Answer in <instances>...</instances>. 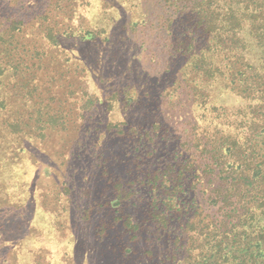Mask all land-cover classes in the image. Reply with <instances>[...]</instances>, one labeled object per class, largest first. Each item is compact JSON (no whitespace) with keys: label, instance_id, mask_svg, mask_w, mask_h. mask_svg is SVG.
Returning a JSON list of instances; mask_svg holds the SVG:
<instances>
[{"label":"rangeland","instance_id":"obj_1","mask_svg":"<svg viewBox=\"0 0 264 264\" xmlns=\"http://www.w3.org/2000/svg\"><path fill=\"white\" fill-rule=\"evenodd\" d=\"M175 12L169 0H0V264H134L100 240L102 213L89 217L83 197L99 157L116 174L134 158L117 124L151 129L155 111L185 139L196 122V77L181 81L167 29ZM214 83L202 93L248 106ZM39 106L58 119L35 124ZM154 145L152 166L170 150Z\"/></svg>","mask_w":264,"mask_h":264},{"label":"trees","instance_id":"obj_2","mask_svg":"<svg viewBox=\"0 0 264 264\" xmlns=\"http://www.w3.org/2000/svg\"><path fill=\"white\" fill-rule=\"evenodd\" d=\"M169 2L173 56L187 62L181 81L196 77L200 112L185 139L173 138L155 111L151 129L117 124L134 158L118 174L98 158L92 172L101 181L85 190L86 212L102 213L100 240L112 236L109 247L134 264H264V86L252 75L264 81V0ZM222 81L246 108L231 110L202 93ZM35 114V124L58 119L41 106ZM158 140L170 150L152 166Z\"/></svg>","mask_w":264,"mask_h":264}]
</instances>
